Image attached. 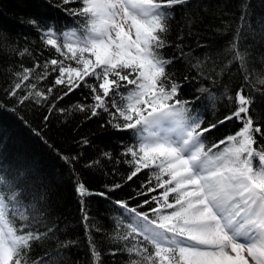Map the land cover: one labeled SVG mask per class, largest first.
Wrapping results in <instances>:
<instances>
[{"label":"snow or ice","instance_id":"obj_1","mask_svg":"<svg viewBox=\"0 0 264 264\" xmlns=\"http://www.w3.org/2000/svg\"><path fill=\"white\" fill-rule=\"evenodd\" d=\"M188 2L61 0L62 6L79 3L78 8L64 10L71 16L85 18L86 22L59 34L52 27L41 32L43 42L63 57L46 60L44 71L34 77L37 81L46 79L50 75L47 69L52 66V71L58 72L52 86L42 91L35 82H30L25 85L24 94L17 95L22 84L33 79L32 73L41 67L37 61L31 68L20 66L21 70L13 74L20 82L14 81L7 94L17 97L18 103L32 100L40 104L48 102L53 87L61 85L65 91L49 104L51 113L56 101L75 89L87 87L93 103L79 104L80 111L90 112L89 118L107 112L112 127L132 131L136 142L126 146L122 153L131 158L126 162L134 165L127 179L132 180L142 169H155L151 174L155 187L148 191H163L152 197L156 206L148 211L138 210L143 205L131 206L123 200L113 202L122 210V219L111 239L123 242L109 250L113 258L127 254L129 264H264V145H259L256 139L257 134L264 137V132L259 117L254 126L255 113L249 115L252 97L241 87L235 95V110L224 120L202 127V115L193 112L192 101L181 97L183 83L174 78L168 66L178 59L196 70L197 76L211 79L209 73L201 70L209 57L193 60L181 44L175 45L178 51L172 56L166 58L162 54V49L170 46L167 38L170 10ZM240 20L243 28L245 13ZM27 22L37 27L35 19ZM241 38L238 29L228 45L227 51L232 56L225 66L236 62L248 84L252 73L247 71L248 52L241 50ZM26 53L30 54L28 48L17 54ZM68 60L75 61L77 66L66 64ZM211 72H215V66ZM88 77L96 83H89ZM188 79L183 77V82ZM256 83L264 85V77L257 75ZM198 91L208 92L215 104L216 98L209 89ZM225 98L229 103L233 101L227 93ZM0 108L4 105L0 104ZM6 110L15 112V108ZM233 118L243 122L242 129L206 149L204 134ZM88 143L87 139L82 140V144ZM103 155L111 158L110 153ZM61 158L70 166L77 159ZM99 163V160L89 161L86 166ZM27 183L24 170L0 167V264H60L61 249L74 245L75 241H62L54 253L46 252L43 257L33 259V245L54 233V229L50 227L41 233L27 224L14 226L16 215L27 220L26 212L35 206L33 201L44 198L30 195ZM118 187V184L113 186ZM76 190L82 223L88 224L90 217L85 211L84 198L93 193L82 182L77 183ZM96 194L108 199L107 191ZM24 202H28L27 208ZM149 203V200L143 202ZM93 231H102L95 221L86 229L89 234ZM88 246L95 264H102L96 242L89 240Z\"/></svg>","mask_w":264,"mask_h":264},{"label":"trees","instance_id":"obj_2","mask_svg":"<svg viewBox=\"0 0 264 264\" xmlns=\"http://www.w3.org/2000/svg\"><path fill=\"white\" fill-rule=\"evenodd\" d=\"M68 7L78 8L80 5L62 6L61 0H0V104L4 105L0 108V167L24 170L29 194L44 197L38 202L33 201L35 206L31 212H26L27 220H20L16 215L14 226L27 224L41 233L47 232L50 227L54 229V233L33 245V259L43 257L46 252L54 253L60 242L72 240L74 245L61 249L63 258L60 264H95L88 246V241L94 240L102 264H113L114 259L116 264H129L127 254H118L115 258L109 254L110 249L123 243L111 239L117 223L122 219V210L113 202L123 200L131 206L143 205L138 210L148 211L156 206L152 197L159 196L163 191H148L155 187L156 181L151 176L155 169H142L132 180L127 179L134 165L127 163L131 158L122 153L126 146L136 142L132 131H118L112 127L108 123L111 117L107 112L89 118L90 112L80 111L79 104L93 103L87 87L75 89L63 100L56 101L51 113L49 104L65 91L61 85L53 87L49 101L40 104L32 100L18 103L17 97L7 94L14 81L20 82L13 75L21 70L20 66L31 68L37 61L41 67L32 73L33 79L22 84L17 95H23L25 85L30 82H35L42 91L52 86L58 75V72L52 71V66L47 69L50 75L46 79L37 81L34 77L44 71L42 66L46 60L63 57L43 42L41 32L52 27L59 34L83 26L86 19L67 14L64 9ZM170 11L172 15L167 20L170 46L162 49V54L166 58L172 56L178 51L175 45L181 44L193 60L209 57L201 70L209 73L211 79L197 76L196 70L178 59L168 66L174 78L183 83L181 97L192 101L193 112L202 115V127L224 120L234 111L237 107L236 92L244 87L252 97L249 115L255 113L254 126L259 117L261 131L264 132V94H261L264 85L256 83L257 75L264 77V0H189L186 5H177ZM242 13L246 14L243 28L240 20ZM30 18L38 22L37 27L27 22ZM238 29L242 34L241 50L247 49L248 52L245 61L247 71L252 73L248 84L236 62L225 66L232 56L227 51L228 45ZM58 43L62 44V41ZM25 48L30 54L19 56L17 53ZM66 64L77 66L72 60L66 61ZM185 76L189 77L187 82H183ZM86 79L89 83H96L91 77ZM200 88L210 90L216 98L215 104L209 99L208 92L198 91ZM225 93L233 97L231 103L225 98ZM12 108L15 112L6 110ZM45 116H48L47 120ZM242 127L243 122L235 118L217 124L211 132L204 134L206 149L235 135ZM84 139L89 141L87 145L82 144ZM256 139L259 145H264V137L257 134ZM104 153H110L111 158H106ZM62 156L77 159L70 166ZM95 160L100 163L86 166L89 161ZM78 182L84 183L93 193L84 198L85 211L90 217L88 224L82 223L81 203L76 190ZM117 184L120 187L113 188ZM104 191L108 192V199L96 194ZM144 200L150 203L143 204ZM169 200H172L171 196ZM24 204L27 208L28 202ZM123 219L126 223V217ZM91 221H95L102 231L86 232ZM121 231L125 229L121 228ZM149 250H152L150 246Z\"/></svg>","mask_w":264,"mask_h":264},{"label":"rangeland","instance_id":"obj_3","mask_svg":"<svg viewBox=\"0 0 264 264\" xmlns=\"http://www.w3.org/2000/svg\"><path fill=\"white\" fill-rule=\"evenodd\" d=\"M133 38H134V36H133Z\"/></svg>","mask_w":264,"mask_h":264}]
</instances>
